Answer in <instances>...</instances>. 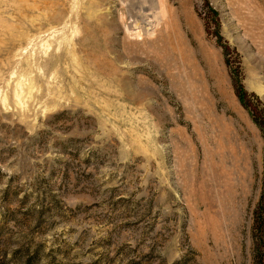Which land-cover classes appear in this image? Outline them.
<instances>
[{"label":"rangeland","instance_id":"374dc122","mask_svg":"<svg viewBox=\"0 0 264 264\" xmlns=\"http://www.w3.org/2000/svg\"><path fill=\"white\" fill-rule=\"evenodd\" d=\"M238 86L264 125V0H0V264H254Z\"/></svg>","mask_w":264,"mask_h":264},{"label":"trees","instance_id":"16d2710c","mask_svg":"<svg viewBox=\"0 0 264 264\" xmlns=\"http://www.w3.org/2000/svg\"><path fill=\"white\" fill-rule=\"evenodd\" d=\"M236 95H237V98L240 102V104L242 105V107H244V109H246L254 123L258 126V128L264 132V125H263V122L260 121L261 120V117L259 116L258 114V106L256 104H254L253 102V99L250 98L249 95L246 94V92L243 91L242 87L238 86L237 89H236ZM253 98V96H252ZM255 99V98H254ZM256 102H257V99H255ZM260 119V120H259ZM262 202H261V210L259 211V215L257 217V223H256V235H257V238H256V249L260 248V250H258L256 252V255H257V258H256V261L254 264H263V261L260 257L261 255V250H262V245H261V241L263 239V236H264V225L262 224L263 223V213H264V206H262ZM259 240V241H258Z\"/></svg>","mask_w":264,"mask_h":264},{"label":"bare ground","instance_id":"6f19581e","mask_svg":"<svg viewBox=\"0 0 264 264\" xmlns=\"http://www.w3.org/2000/svg\"><path fill=\"white\" fill-rule=\"evenodd\" d=\"M137 23V22H136Z\"/></svg>","mask_w":264,"mask_h":264}]
</instances>
